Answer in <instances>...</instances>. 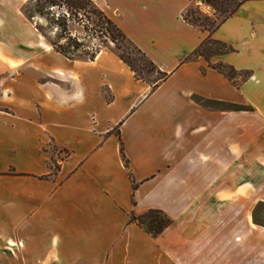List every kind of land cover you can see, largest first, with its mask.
<instances>
[{
	"label": "crops",
	"instance_id": "0c3cea01",
	"mask_svg": "<svg viewBox=\"0 0 264 264\" xmlns=\"http://www.w3.org/2000/svg\"><path fill=\"white\" fill-rule=\"evenodd\" d=\"M25 1L0 0V264H264V0L210 34L195 0H91L168 73L154 90L111 47L55 52ZM208 35L232 51L187 59ZM150 208L172 220L154 238L128 221Z\"/></svg>",
	"mask_w": 264,
	"mask_h": 264
},
{
	"label": "trees",
	"instance_id": "16d2710c",
	"mask_svg": "<svg viewBox=\"0 0 264 264\" xmlns=\"http://www.w3.org/2000/svg\"><path fill=\"white\" fill-rule=\"evenodd\" d=\"M207 5H209L213 10H217L221 17L215 21H211L208 16L203 14V17L195 16L194 14L198 13L197 7H192L190 5L187 7L181 14L183 20H185L187 23L200 28L201 30L207 31L209 34L215 30L226 18L233 15L238 7L243 3L244 1L248 0H202ZM59 8L62 9V13H59L56 17H54L53 13L50 11L52 8ZM22 13L25 16L26 19L30 20L33 18V16H45L47 19H50V22L53 23L57 29H60V34L57 35L58 40H54L51 38H48L45 33L43 32V29L39 25H35V28L39 31L41 35L47 38L49 44L51 45V48L57 52L63 55L66 58L74 59V58H86L89 60H92L96 53L99 51L98 48H96L94 51L88 53L85 52L84 49H81V44L77 42V39H73L70 35H64L67 33V23L70 19H76L77 14H81L83 18L86 20L89 19L90 16H94L95 20L94 23L97 27L103 28L107 34L109 40L114 43L115 47L118 49V46L116 45V40L120 38L121 40H125L129 45H131L135 52L139 55L140 60L143 63V68L146 69V72H154L156 76L151 80H146L142 76H140V73L138 74V70L135 68L132 61H130L126 56H124L121 53H118V57L127 64V66L133 71L135 78L145 81L150 85L151 90H154L160 82L165 80L168 76V73L162 72L159 69L155 67L153 62L146 57V55L134 45V43L121 31V29L112 21L110 20L99 8L95 6V4L91 0H27L23 7H22ZM78 23H83L84 20L78 19ZM104 24V25H103ZM59 40H65L64 43H59ZM204 41H209L212 44H215L220 47L219 51L216 53H213L214 55L218 54H224L227 52L232 51V48L228 46L227 44L212 39L210 35H208L201 43L200 45L193 50V52L187 56L188 58H191L195 56L197 53L198 48L204 43ZM84 56V57H82ZM211 68L222 74L227 80H229L232 84L236 85L231 80V73L235 72V70L231 65L222 63V62H216L213 65H210ZM144 69V70H145ZM239 73V72H238ZM247 77L250 75V72H246ZM198 99V98H196ZM200 100V99H199ZM204 104H218L219 106L223 105L221 103H215L212 101H201ZM226 108L229 107V105H223ZM120 154L121 159L123 161L124 167L127 169V174L130 180L131 190L133 191L138 183L135 181L131 170L129 168V162L127 158L125 157L123 153V148L120 143ZM133 193H131V203L134 204L133 200ZM264 204V202L259 201L255 204L252 210V219L254 221V208L259 204ZM128 221L135 223L139 228H141L148 236L154 238L157 235H159L170 223L171 218L162 210L150 208L145 210L142 213L136 214L133 211H130L128 214ZM255 222V221H254ZM256 223V222H255ZM258 224V223H257ZM262 225V224H259Z\"/></svg>",
	"mask_w": 264,
	"mask_h": 264
},
{
	"label": "rangeland",
	"instance_id": "374dc122",
	"mask_svg": "<svg viewBox=\"0 0 264 264\" xmlns=\"http://www.w3.org/2000/svg\"><path fill=\"white\" fill-rule=\"evenodd\" d=\"M24 3L20 7V12L23 17H25L22 13V7ZM191 5L192 7L198 8V13L196 12L194 14L195 16H200L202 18L204 14L208 16L211 21L212 20L215 21V23L217 21L215 19H218L221 17V14L217 10H213L209 5H207L202 0H195L191 3ZM50 11L54 14L53 16L56 17L59 13H62L63 10L54 7ZM80 18L81 20H84L83 23L77 22L78 19ZM94 20H95L94 16H90L89 19L86 20L79 13L77 14L76 19L73 18L68 21L67 33H65L64 35L65 36L70 35L73 39H77V42L81 44V49L82 50L84 49V51L88 53L94 51L96 48L100 49L102 47H111L117 54L121 53L124 56H126L130 61H132L135 68L138 70V74L140 73V76H142L144 79L151 80L156 76L154 72H146V69L143 68V63L140 60L139 55L135 52V49L131 45H129L125 40H121L120 38H118L115 42L116 45L118 46V49H117L114 43H112L109 40L107 32L103 28L97 27L94 23ZM28 21L30 22V24L33 25L34 28H35V25L41 26V28L43 29V32L48 38L58 40V37L56 36L60 34V29H57V27L53 23L50 22L49 18L47 19L45 16L35 15L31 19V21L30 20ZM16 25L19 26L18 24ZM64 41L65 40H59V43H64ZM219 49H220L219 46L212 44L209 41H204V43L198 48L197 53L195 54L194 58H201V59L203 58L205 60H209L210 57L214 55L213 53H216L217 51H219ZM215 63H209V65H213ZM246 72H249V71L248 70H237L235 72H230L231 80L237 84L234 86H239L238 84H240L242 81H244L247 78ZM57 150L58 149H56L55 147L50 148L51 152L49 153V155L51 159L49 160V164L51 167L52 174L55 173L57 170V164L55 162L56 158L62 156V153H61L62 150H59V151ZM253 215H254V221L256 223L264 225V204L263 203L260 205L258 204L254 208Z\"/></svg>",
	"mask_w": 264,
	"mask_h": 264
}]
</instances>
